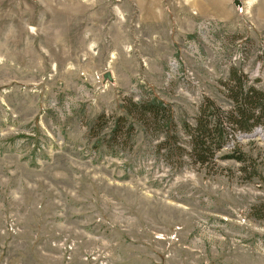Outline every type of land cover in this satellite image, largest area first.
<instances>
[{"label":"rangeland","instance_id":"rangeland-1","mask_svg":"<svg viewBox=\"0 0 264 264\" xmlns=\"http://www.w3.org/2000/svg\"><path fill=\"white\" fill-rule=\"evenodd\" d=\"M232 70L264 91V0H0V264H264L263 131L214 170L89 138L127 98L229 110Z\"/></svg>","mask_w":264,"mask_h":264},{"label":"trees","instance_id":"trees-1","mask_svg":"<svg viewBox=\"0 0 264 264\" xmlns=\"http://www.w3.org/2000/svg\"><path fill=\"white\" fill-rule=\"evenodd\" d=\"M225 88L231 103L229 110L223 109L211 99H205L195 123L192 125L182 122L180 127L172 106L164 101L158 98H145L140 101L127 98L120 105L121 115L101 114L97 117L89 130L90 140L96 139L93 149L96 151L105 145L113 154L118 149L132 151L133 139L142 132L154 138L163 136L156 152L159 155L164 153L169 162L177 158L174 169L178 171L185 167V157L189 158L193 166L209 170H214L220 160L245 165L250 160L238 145L230 155H220L230 145L231 139L253 135L258 130L264 134V91L250 85L248 79L235 70H232ZM108 130L109 133L101 138L100 135ZM182 137L187 138L186 145L181 143ZM252 163L250 165L254 167ZM247 171L245 167L242 172ZM257 175L254 167L249 180ZM255 212L256 218L264 219V205L256 207Z\"/></svg>","mask_w":264,"mask_h":264},{"label":"water","instance_id":"water-1","mask_svg":"<svg viewBox=\"0 0 264 264\" xmlns=\"http://www.w3.org/2000/svg\"><path fill=\"white\" fill-rule=\"evenodd\" d=\"M105 79H107V80H110V81H111V80H112V77H111V75H110V74H106V76H105ZM256 134H257V133H255V136H256Z\"/></svg>","mask_w":264,"mask_h":264}]
</instances>
